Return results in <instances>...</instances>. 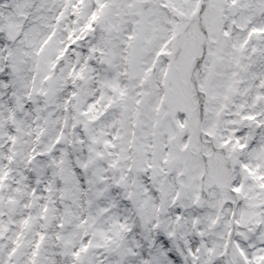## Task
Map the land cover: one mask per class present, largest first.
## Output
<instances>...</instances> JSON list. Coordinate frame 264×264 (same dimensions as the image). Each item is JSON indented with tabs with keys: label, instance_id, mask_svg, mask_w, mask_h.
Instances as JSON below:
<instances>
[{
	"label": "snow or ice",
	"instance_id": "obj_1",
	"mask_svg": "<svg viewBox=\"0 0 264 264\" xmlns=\"http://www.w3.org/2000/svg\"><path fill=\"white\" fill-rule=\"evenodd\" d=\"M0 264H264V0H0Z\"/></svg>",
	"mask_w": 264,
	"mask_h": 264
}]
</instances>
